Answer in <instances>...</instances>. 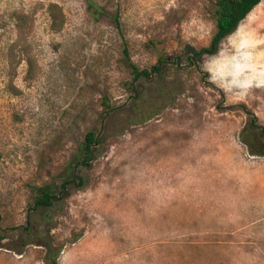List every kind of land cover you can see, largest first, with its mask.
Segmentation results:
<instances>
[{
  "label": "rangeland",
  "instance_id": "obj_1",
  "mask_svg": "<svg viewBox=\"0 0 264 264\" xmlns=\"http://www.w3.org/2000/svg\"><path fill=\"white\" fill-rule=\"evenodd\" d=\"M214 3L0 0V264H264V0L191 62ZM91 129L85 185L32 209Z\"/></svg>",
  "mask_w": 264,
  "mask_h": 264
},
{
  "label": "trees",
  "instance_id": "obj_2",
  "mask_svg": "<svg viewBox=\"0 0 264 264\" xmlns=\"http://www.w3.org/2000/svg\"><path fill=\"white\" fill-rule=\"evenodd\" d=\"M261 0H215L212 16L215 20L216 30L212 37L209 46L201 47L192 50L191 62L196 59H201L206 54H214L219 50L220 44L224 38L233 33L239 26L240 22L259 4ZM95 13H102V8L96 4H92ZM53 15V22H56ZM118 27H121L120 18L115 17ZM125 53L128 50L125 49ZM163 62V58L159 63ZM160 64L154 66L155 72L161 71ZM133 79L137 80L140 77H149L151 72L147 69H140L137 65H132ZM102 103L106 106V113L112 109V104L108 96L103 97ZM250 128L254 129L258 136H264V126L256 122V118L250 122ZM102 135L95 129L88 130L83 141L80 143L76 150L75 155L66 164L65 172L61 175L63 181L59 185L56 182H45L41 185H32V195L30 206L32 209L43 208L48 209L58 200L60 194L68 195L71 187L82 188L85 185L84 176L79 174L76 169L84 164L85 166L90 163L99 155V146L101 143ZM248 143V142H247ZM250 145V151L253 155H264L257 149Z\"/></svg>",
  "mask_w": 264,
  "mask_h": 264
}]
</instances>
